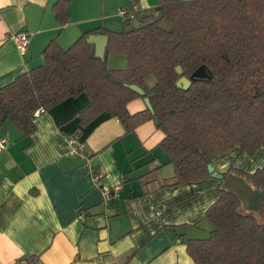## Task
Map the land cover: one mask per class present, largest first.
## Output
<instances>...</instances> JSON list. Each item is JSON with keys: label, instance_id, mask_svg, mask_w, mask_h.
<instances>
[{"label": "crops", "instance_id": "0c3cea01", "mask_svg": "<svg viewBox=\"0 0 264 264\" xmlns=\"http://www.w3.org/2000/svg\"><path fill=\"white\" fill-rule=\"evenodd\" d=\"M56 1L0 0V87L43 64L52 39L66 49L85 31L122 30L120 10L157 4L69 0L68 20L60 24L52 11ZM21 32L29 38L22 54L14 40ZM126 63L124 55L107 57L110 68ZM89 103L81 93L40 111L28 137L10 121L0 127V140L7 142L0 150V264H194L183 239L204 237L199 228L218 197L219 180L162 186L174 169L159 146L164 134L154 119L125 133L118 118L102 112L81 127L79 113ZM144 109L143 98L127 104L131 114ZM70 135L85 144L84 158L63 148ZM211 163L220 173L230 166L253 172L264 165V146L251 156L235 146Z\"/></svg>", "mask_w": 264, "mask_h": 264}, {"label": "trees", "instance_id": "16d2710c", "mask_svg": "<svg viewBox=\"0 0 264 264\" xmlns=\"http://www.w3.org/2000/svg\"><path fill=\"white\" fill-rule=\"evenodd\" d=\"M68 4L52 5L60 24L68 20ZM131 13L142 24L153 22L135 27ZM162 21L168 30L159 28ZM92 34L108 36L103 58L87 41ZM111 54L124 55L126 66L110 68ZM42 56L43 64L0 87V127L10 121L22 137L35 131L36 111L86 93L90 103L79 113L81 127L107 112L129 133L156 117L164 134L159 146L174 169L162 186L211 178L212 158L235 146L250 156L264 146V0H157L153 7L125 11L122 30L85 31L66 49L52 39ZM200 66L208 77L191 79L186 90L176 86ZM126 84L138 85L144 96ZM143 97L152 110L129 113L128 102ZM230 173L264 188V165L253 172L230 166L221 174ZM221 183L203 216L211 229L183 239L187 254L194 264H264V220L257 217L264 216V205L247 211Z\"/></svg>", "mask_w": 264, "mask_h": 264}, {"label": "water", "instance_id": "95a60500", "mask_svg": "<svg viewBox=\"0 0 264 264\" xmlns=\"http://www.w3.org/2000/svg\"><path fill=\"white\" fill-rule=\"evenodd\" d=\"M130 19L135 27L151 24L153 22L151 20L142 24L135 13L130 14ZM158 26L159 28L164 30L169 29L165 21H162ZM87 41L94 45L95 56L103 58L105 55V48L108 43V36L104 34H92L89 35ZM176 70L178 73H182L180 67H177ZM206 77H208V73L205 71L203 66H200L192 73L190 79L186 78L185 76H182L177 81L176 86L178 88L186 90L191 84V79L206 78ZM126 86L136 91L139 95L144 96V91L138 85L126 84ZM143 101L146 105V108L152 110L149 99L147 97H143ZM154 121L158 125L156 117H154ZM208 171L211 173L212 178L222 181L221 183L222 188L229 191H233L239 196L241 203L245 209L252 211H259L264 205L263 204L264 188L263 189L253 188L252 185L245 180V178L233 173H230L225 178H223L222 174L214 169L212 163L208 165Z\"/></svg>", "mask_w": 264, "mask_h": 264}, {"label": "built area", "instance_id": "2783aa9c", "mask_svg": "<svg viewBox=\"0 0 264 264\" xmlns=\"http://www.w3.org/2000/svg\"><path fill=\"white\" fill-rule=\"evenodd\" d=\"M120 14L125 15L124 10H120ZM17 50L22 54L25 53L29 44L28 34L25 32L18 33L14 36ZM39 111H36L34 115H37ZM7 146V142L4 139L0 140V150L4 149ZM63 148L67 153L75 155L81 158L85 157V144L77 139L75 135L67 136L63 139ZM95 179H98V176H95ZM104 199L110 197V189L107 186H101ZM247 210V209H246ZM249 211V210H247ZM20 264H29L27 260H21Z\"/></svg>", "mask_w": 264, "mask_h": 264}, {"label": "rangeland", "instance_id": "374dc122", "mask_svg": "<svg viewBox=\"0 0 264 264\" xmlns=\"http://www.w3.org/2000/svg\"><path fill=\"white\" fill-rule=\"evenodd\" d=\"M257 212V211H256ZM257 217H258V220L260 221V222H262L263 220H264V216L260 213L259 215H257ZM208 225V228H209V230L211 229V224H210V222L207 220V219H205L204 220V222H203V224L201 225V227L199 228L200 229V231L204 234V236H207L208 235V229H205L206 227H205V225ZM203 237V236H202Z\"/></svg>", "mask_w": 264, "mask_h": 264}]
</instances>
